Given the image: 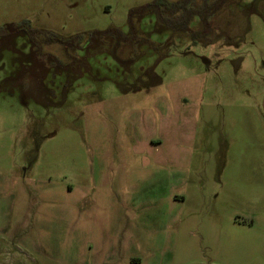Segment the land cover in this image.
Returning <instances> with one entry per match:
<instances>
[{
  "label": "rangeland",
  "instance_id": "rangeland-1",
  "mask_svg": "<svg viewBox=\"0 0 264 264\" xmlns=\"http://www.w3.org/2000/svg\"><path fill=\"white\" fill-rule=\"evenodd\" d=\"M154 1L0 0V264H264V0Z\"/></svg>",
  "mask_w": 264,
  "mask_h": 264
},
{
  "label": "trees",
  "instance_id": "trees-1",
  "mask_svg": "<svg viewBox=\"0 0 264 264\" xmlns=\"http://www.w3.org/2000/svg\"><path fill=\"white\" fill-rule=\"evenodd\" d=\"M198 0H155L148 4L146 8L151 11H155L159 21L167 26H172L174 29L179 30L180 28H188L191 20L195 16H199L204 25V31H208L210 28V18H212L228 1L230 0H203L200 8L196 7ZM22 27L16 28L20 30ZM203 31V33H204ZM4 33L5 31H0ZM202 31H193L192 35L195 40L203 36ZM54 35L53 40L59 42H70L66 41L59 36Z\"/></svg>",
  "mask_w": 264,
  "mask_h": 264
}]
</instances>
